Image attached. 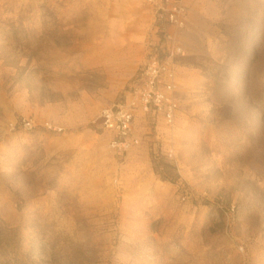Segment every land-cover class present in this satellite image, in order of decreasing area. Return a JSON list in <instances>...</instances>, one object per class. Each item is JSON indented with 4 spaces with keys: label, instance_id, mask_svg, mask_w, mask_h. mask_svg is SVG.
<instances>
[{
    "label": "rangeland",
    "instance_id": "rangeland-1",
    "mask_svg": "<svg viewBox=\"0 0 264 264\" xmlns=\"http://www.w3.org/2000/svg\"><path fill=\"white\" fill-rule=\"evenodd\" d=\"M167 29L144 0H0V264H264V0L192 1L177 120L116 155L99 113Z\"/></svg>",
    "mask_w": 264,
    "mask_h": 264
},
{
    "label": "built area",
    "instance_id": "built-area-1",
    "mask_svg": "<svg viewBox=\"0 0 264 264\" xmlns=\"http://www.w3.org/2000/svg\"><path fill=\"white\" fill-rule=\"evenodd\" d=\"M144 1L152 8L155 19L165 21L168 29L150 49L138 82L126 98L99 113L102 128L110 135L108 148L116 155H124L139 146L136 127L141 117L171 127L180 113L176 59L184 56V49L176 42L172 29L182 31L187 26L193 0ZM25 126L32 129L31 123Z\"/></svg>",
    "mask_w": 264,
    "mask_h": 264
},
{
    "label": "bare ground",
    "instance_id": "bare-ground-1",
    "mask_svg": "<svg viewBox=\"0 0 264 264\" xmlns=\"http://www.w3.org/2000/svg\"><path fill=\"white\" fill-rule=\"evenodd\" d=\"M53 121L55 122V124H58V120L56 118H53Z\"/></svg>",
    "mask_w": 264,
    "mask_h": 264
}]
</instances>
